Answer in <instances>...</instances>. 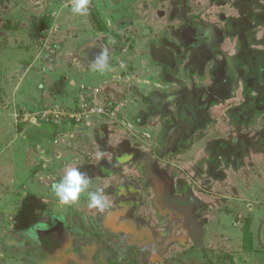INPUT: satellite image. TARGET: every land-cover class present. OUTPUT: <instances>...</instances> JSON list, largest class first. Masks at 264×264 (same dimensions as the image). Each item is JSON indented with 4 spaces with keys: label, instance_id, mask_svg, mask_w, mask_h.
Wrapping results in <instances>:
<instances>
[{
    "label": "rangeland",
    "instance_id": "rangeland-1",
    "mask_svg": "<svg viewBox=\"0 0 264 264\" xmlns=\"http://www.w3.org/2000/svg\"><path fill=\"white\" fill-rule=\"evenodd\" d=\"M173 1L177 0H89L88 15L80 16L71 11L73 0H0V131H10L8 120L14 129H30L33 163L27 176L30 181L33 176L40 177L36 190L12 192L7 179L12 167L8 152L0 153V264H57L62 257L72 264H77V259L81 264L251 263L247 244L261 226L264 212V139L260 140L264 106L260 112H251L250 106L240 110L244 122L248 121L245 125L239 122L240 126L229 112L239 110L246 101L251 104L255 96L264 98V72L256 79L264 64L248 67L251 79L244 80L250 85L248 93L239 89L219 99L213 95L206 99L213 85L210 77L205 81L176 78L190 90L187 103L177 106L187 108L185 117L195 120L188 125L193 128L196 124V128L186 137L179 126L167 137L169 128L165 123L156 125L158 119H153L154 114L161 120L171 112L161 104L169 103L173 92L181 89L170 83L171 72L178 74L179 67L162 64L156 49L148 50V43L155 42L156 36L168 37L170 29L182 21L178 14L177 25L168 19L172 8L180 7ZM199 1L188 3L193 14L200 9L211 18L217 14L207 1ZM246 6V0L238 2L241 16L236 25L244 21ZM156 11L165 12V18L157 21ZM198 17L200 21L205 15ZM121 20L130 21L131 27L118 34L115 24ZM114 36H121L123 44L113 52L107 50L109 68L103 73L93 71L86 57L92 59L94 54L88 53L92 48H109L104 41H113ZM262 36L264 26L256 25L255 42ZM231 43H218L217 56L226 52L233 57ZM138 50L143 56H136ZM255 50L259 58L264 47ZM243 65L236 58L224 67L230 71ZM158 72L171 80L159 77L161 84L157 83ZM220 76L215 80L216 89L223 86ZM141 85L151 90L161 87L164 93L146 95L137 90ZM143 109L146 116L136 114ZM153 131L162 134L157 138ZM1 136L0 151L8 138L6 132ZM238 138L249 143L247 153L233 146L219 152L218 146ZM127 147L139 152L138 156L134 153L129 160ZM59 153L61 159L56 158ZM241 157L244 172L236 174ZM108 162L121 173L122 181L116 178L115 183H102L98 173L106 178L103 170H109ZM69 167L88 168L89 191L104 189L109 207L103 213L88 207L85 193L72 205L59 202L51 185ZM137 167L143 172H136ZM187 190L198 201L189 215L180 211L159 214L155 209L157 194L168 192L175 199ZM8 195L14 199L4 203ZM131 198L138 200L137 205L125 212L124 223L112 229L111 214L123 210ZM254 217L259 223L251 222ZM133 222L139 228L144 224L150 234L148 245H130V234L121 232ZM39 228L56 230L53 235L60 241L56 254L48 255L35 244ZM257 262L263 264L264 258Z\"/></svg>",
    "mask_w": 264,
    "mask_h": 264
},
{
    "label": "flooded vegetation",
    "instance_id": "flooded-vegetation-1",
    "mask_svg": "<svg viewBox=\"0 0 264 264\" xmlns=\"http://www.w3.org/2000/svg\"><path fill=\"white\" fill-rule=\"evenodd\" d=\"M205 1L211 4L212 5L211 7L214 8L216 11L217 14L214 16L212 15L213 16L212 18L215 17L214 19H212L210 16H207L209 14L207 13L205 14L204 12H202V9H200L199 12H197L196 14L195 13L193 14V12L191 11L190 7H188V5H190L192 2L198 3L200 2L199 0H177L176 2L173 1V3L180 5V7H173L172 12H169L168 19L170 21H175L174 25H177L178 22L176 21V15L178 14L180 15V18H182V21L179 20L180 24L178 25L177 28L170 29V31L168 32V37L162 35L163 37H160L158 39V36H156V38L154 39L158 44V46L154 48L156 49V52L155 51L154 52L156 53L158 60L162 64H168L169 67L172 68L179 67L178 74H173L171 72L172 81L170 83L174 82L173 84L178 86V89L179 87L181 89L173 92L174 94H172V97L170 98L171 101H169V103L167 102L165 104H161L162 106H169L171 108L170 109L171 112H168L163 115V118L166 117V119L162 121L163 123H165V127L166 128L168 127L170 130V135L167 134V137L174 135L176 128H179V126H180L181 135H185L186 137L187 134H189V131L192 132V129L196 128L194 127L196 124L193 126V128L190 125H188L191 121L193 122L195 120L194 118L188 119L187 117H185L187 108L184 106H177L178 104L182 105L183 102L187 103L186 99L190 97L189 95L190 90H188L186 87L183 88V86L179 85V83L176 81V78L180 80L196 78L199 81H205L207 77H210L213 85L207 91L206 99L211 100L212 95L216 96L219 99L223 96H232L233 94L236 93V91H239V89H241V93H248L247 90L250 89V85H248L249 83L247 84L244 81L245 79L246 80L249 79L250 82L251 79L248 75L249 74L248 67L251 65V67L254 68L253 65H255L256 63L260 64V62L264 64V52L261 54L259 58H257L258 54L255 50L256 46L264 47V38L262 36L257 42H255L254 40L255 26L256 25L264 26V0H253V1L246 0L247 6L246 9L242 12V13H246V14H242V18L244 21L238 22L237 25H236L237 18L241 16L240 9L238 8V2H243L244 0H205ZM189 2L190 4H188ZM249 2L252 3L249 4ZM228 4L229 6L226 8ZM197 5L200 6V4ZM209 10L211 9L207 8V11ZM227 11H229V13H226ZM211 12L212 14H214L213 10H211ZM202 14L205 15L206 18L204 17L203 20L199 21L198 16ZM156 16H157L156 18L157 21L159 19L163 20L165 18V12L156 11ZM239 25L241 26L239 27ZM224 41H229V42L232 41L231 46L233 45L234 48L233 57L229 56V54H227L226 52H223L224 54H221V57L217 56L218 55L217 44L222 43ZM237 46L238 48L236 51ZM240 46L242 50H238ZM250 47H253V50H250L249 49ZM92 49H97V48H92ZM173 55L175 59H173ZM236 58L240 59V62L245 64L240 67V68L245 67L243 68L244 70H240V68H234L233 70L229 71L224 67V65L228 64V61L234 60ZM208 66H210V68L209 70L206 71V68ZM258 72L259 74L257 75L258 77L256 79H259V77L261 76L260 74L264 71L258 70ZM217 76H220L223 85L221 86L222 88L220 87L218 89H216L217 82L215 81L216 79H218ZM159 77H164L168 81L171 80L169 75L164 73L160 76L158 72L156 76L157 78L156 80L157 83L159 84H161L159 82L161 78ZM184 83H186V81H184ZM240 84L242 85L241 87ZM152 92H160L161 95L164 93L161 87L153 88ZM252 100L253 102H251V104L249 103L248 106H246L243 111H246L250 106L251 112L252 111L260 112L258 108L260 106H264V98L261 96L260 97L255 96L252 98ZM194 103L195 106H198L199 104L196 103L195 100ZM178 108H181L180 110L181 112H178ZM143 111L145 110L144 109L142 111L138 110L136 114L140 113L142 116H144L145 114ZM229 113H230V117L233 118L234 120L233 122L236 123L235 125H239V122L241 125L247 124L248 121L244 122L246 118L241 114V111H239L238 114L237 108H233V111L232 112L230 111ZM240 115L242 116L243 119L240 118ZM154 116H155L154 119H156V117H159L158 114H154ZM251 119L252 117L247 118V120L249 121H251ZM129 120L132 123H134L131 118ZM157 122L161 123V121H157ZM185 127H187L186 130ZM153 132L154 135L157 136V138H159V136L162 134L160 133V131H153ZM236 143L237 142H233L229 145L223 144V147L218 146L219 152H221L220 149L228 150V146L229 147L233 146V149H238ZM127 148H128L127 156L129 157V160H131L132 158L131 156L136 152L131 150L129 147ZM236 152L237 151H234L233 156H235ZM147 166L150 167V165ZM231 167L233 168V165H231ZM87 169L88 168H84L81 169V171L87 172ZM238 169H236L237 173L239 171ZM148 171L149 170L145 172ZM159 197L165 199L169 197L173 198L168 194V192H164L163 194L156 195L153 205L159 214H165L170 211H180L182 214L187 216L196 208V205L198 203L196 198L188 190L185 193H183L181 196L179 195L174 196L175 197L173 202L174 205L172 206H170L164 200H160L157 204L156 200ZM133 200L135 201V205L126 207ZM137 202L138 200L136 198H131V200L128 201L127 204H125L123 210H116L113 214H111L112 229L117 228L120 224L126 221L127 218L126 215H124L125 212L129 208L135 207ZM139 226L140 228L137 227V225H135V223L133 222V224L127 227L123 226L122 229L120 228L121 232H124L125 234L126 233L130 234V238H129V242H131L130 245L142 246V245H148L150 242V234L148 231L144 229L145 228L144 224ZM125 241L128 242V239H126ZM88 250L90 253L92 252L90 248ZM62 259H63L62 262L60 263L57 262V264H72L69 263L68 259L65 260L63 257ZM77 261L78 259L75 261L77 264H81L80 261L78 262Z\"/></svg>",
    "mask_w": 264,
    "mask_h": 264
},
{
    "label": "crops",
    "instance_id": "crops-1",
    "mask_svg": "<svg viewBox=\"0 0 264 264\" xmlns=\"http://www.w3.org/2000/svg\"><path fill=\"white\" fill-rule=\"evenodd\" d=\"M139 10H140L139 12L141 14L142 13L141 5L139 7ZM121 21L122 22H124V21L126 22L128 20H121ZM118 22H120V21H118ZM118 22H116V23H118ZM124 28L125 27H123L122 29H119L118 27H116V24H115V29L116 30L118 29L117 30L118 34L120 32H122V31H119V30H124ZM114 37H116V38H118L120 40L118 42V47L121 46L123 44L121 42V40L123 38H121V36H114ZM104 42H105L106 46L109 47V48H107L108 51L113 52V50L109 46V44L111 45L112 43L110 41H109V44L106 41H104ZM148 45H149L148 46V50L154 49V48H156V46H158L156 41L155 42L151 41L150 43H148ZM136 53H137L136 56H143L142 54H140V53H142L140 50H138ZM146 55H147V58L151 59V56H149V54L146 53ZM191 79H194V78H190V80ZM137 90H139V92L145 93L146 95L152 93V90L150 89V87H147V86H144V85H141V86L137 87ZM159 118L160 117H157V119H159ZM165 119H166V117H164V118L162 117L161 120H157V121H161V123H157L156 125H158V126L160 125L161 126V124H163L162 121H164ZM153 120H154V122H156V119H153ZM154 122L150 123V125L152 124L151 125L152 128L154 127L153 126ZM106 125H107V127L109 126L108 124H106ZM143 125L144 124H142L141 126H143ZM20 127H27V126H20ZM8 128H10V131H6V129L3 132L0 131V139L2 138L1 135L3 133H5V132L7 133V136H8V138L6 139V142L5 141L2 142L3 145L1 147L2 150L0 151V153H2L4 151L8 152V158H9V161H10V164H11L12 167H11V172H10L11 174H10V176L7 179L13 185V186L11 185V190H12V192H14L17 189H19V190L24 189L23 191H26V192H30L31 190H36L37 181H38V179H40V177H37V176L34 177L33 176L30 179H33L31 181H34V182H31L28 179V176H27L28 167L33 163L32 154H30L31 148L29 146V144H30V140H29L30 129L26 128V129L21 130V129H19V126H16V129H14V124L12 125L11 121H9V120H8ZM140 129H141V131H143L144 127H141ZM128 143H126V145ZM136 153L137 154H135V158L138 156L139 152H136ZM74 156H76V155H74ZM62 157H63L62 153L56 154V158H60L61 159ZM110 164L111 163L105 164V165H106L107 168L113 167ZM38 165H40V162H38ZM112 169L115 170V172L113 174L108 173L107 170L106 171L103 170V172H105L106 175L109 174V175L106 176V178L105 177H101L99 175L101 173H98V176L102 179V181H104L102 183H110L112 180L114 182L116 178H118L117 181H122V177L123 176L121 175V173H119V171H117L114 167ZM136 169L138 170V171H136L138 173H140V172L142 173L143 172V170L138 168V167ZM238 170H239L238 173H243L244 172V170L242 168H239ZM238 173H236V174H238ZM30 182L34 183V184H31ZM216 186H219V185H216ZM228 186L231 187V184H228ZM228 186L226 188H223V190H226L228 188ZM132 187H134V186H132ZM11 198L14 199L11 195H8L7 197H5L4 203H6L7 199H11ZM8 202H7V204H8ZM125 204H127V203H125ZM245 206H246V204H245ZM247 206H248V204H247ZM248 211H251L250 206H249V210ZM124 215H126V214H124ZM251 222H253L254 224L257 223V222L259 223V221L257 219L255 221V217H254V219ZM260 222H261V226L259 227V229H257L255 234H254L253 230H251V226H253V223L250 226V230L253 232V237H252L253 240L250 239V242L247 244V253H249L248 255H250L248 259H249V262H251L249 264H259L257 262V260L260 257L264 258V212H263L262 218L260 219ZM251 231L249 233H251ZM248 237H250V236L248 235ZM255 248L259 249V252H256ZM263 264H264V262H263Z\"/></svg>",
    "mask_w": 264,
    "mask_h": 264
},
{
    "label": "clouds",
    "instance_id": "clouds-1",
    "mask_svg": "<svg viewBox=\"0 0 264 264\" xmlns=\"http://www.w3.org/2000/svg\"><path fill=\"white\" fill-rule=\"evenodd\" d=\"M71 11L80 16L88 15L89 0H73ZM108 59L107 49L101 51L91 62L92 70L101 73L106 71L109 68ZM89 183L90 178L85 172H82L78 167H69L65 170L63 177L58 182H54L51 187L61 204H74L78 202L81 194L85 193L89 200L88 207L103 213L109 207L104 189L97 188L94 191H89Z\"/></svg>",
    "mask_w": 264,
    "mask_h": 264
},
{
    "label": "trees",
    "instance_id": "trees-1",
    "mask_svg": "<svg viewBox=\"0 0 264 264\" xmlns=\"http://www.w3.org/2000/svg\"><path fill=\"white\" fill-rule=\"evenodd\" d=\"M116 27H118L119 29H122L123 27H125L124 30H119V31H127L130 29L131 23L129 21H126V22L120 21V22L116 23ZM113 39H114L113 40L114 43H112L111 45L109 44V39L108 40L106 39V41L109 44L111 49H116L118 47V42L120 40L116 37H114ZM248 104L249 103L246 101L243 105H241V107H239L238 111H240V110L243 111L245 109V107L248 106ZM240 118L243 119L241 115H240ZM238 126H240V124ZM260 138H261L260 140H263L264 135L262 134ZM236 145L238 146L237 147L238 150L242 149L244 151V153H247V147H248L249 143L245 142L244 138H238ZM262 151L264 152V147L262 148ZM241 159L242 158L239 159L240 160V163H239L240 168H242V166H243ZM112 168L113 167L108 168L110 170V171L108 170V173L113 174L115 172V170H113ZM107 175H109V174H107ZM134 205H135V201L133 200L126 207L134 206ZM39 230H40V233L37 234L36 236H34V239L37 241V242H35V244H37L48 255L56 254L57 253L56 249L60 243V241L57 242L55 236L53 235V233L55 234L56 230L52 231V229H44V228H39ZM39 240H40V242H39Z\"/></svg>",
    "mask_w": 264,
    "mask_h": 264
},
{
    "label": "water",
    "instance_id": "water-1",
    "mask_svg": "<svg viewBox=\"0 0 264 264\" xmlns=\"http://www.w3.org/2000/svg\"><path fill=\"white\" fill-rule=\"evenodd\" d=\"M100 52H101V50H99V49H92V51H90V52L88 53V55L90 56V55L94 54V56H93L92 59H90V58L87 57L88 62H92V61L96 58V56L99 55ZM256 109H257V106H256ZM258 109H259V111H262L263 106H260ZM160 200H164V201H166L170 206H172V204H173V202H174V199H172V198H167V199H165V198H160V197H159V198H157L156 203L158 204V202H159Z\"/></svg>",
    "mask_w": 264,
    "mask_h": 264
}]
</instances>
